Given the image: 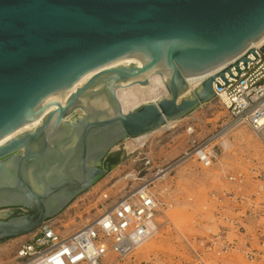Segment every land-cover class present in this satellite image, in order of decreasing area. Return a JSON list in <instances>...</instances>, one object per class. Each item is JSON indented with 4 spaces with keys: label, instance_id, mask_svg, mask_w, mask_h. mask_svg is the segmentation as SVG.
I'll use <instances>...</instances> for the list:
<instances>
[{
    "label": "water",
    "instance_id": "water-1",
    "mask_svg": "<svg viewBox=\"0 0 264 264\" xmlns=\"http://www.w3.org/2000/svg\"><path fill=\"white\" fill-rule=\"evenodd\" d=\"M263 35L264 0H0V209L25 210L0 219V241L91 188L121 140L213 99L229 67L186 96L187 79ZM151 74L165 95L123 112L116 90Z\"/></svg>",
    "mask_w": 264,
    "mask_h": 264
},
{
    "label": "rangeland",
    "instance_id": "rangeland-1",
    "mask_svg": "<svg viewBox=\"0 0 264 264\" xmlns=\"http://www.w3.org/2000/svg\"><path fill=\"white\" fill-rule=\"evenodd\" d=\"M162 96L159 89L157 97ZM125 106L127 110L131 108L130 104ZM229 123L224 107L217 99H211L142 139L126 138L111 149L109 155L117 157L118 163L127 151L144 143L155 164L167 174L155 186L163 203L157 231L141 246L151 245L140 246L123 258L109 255L108 263L193 264V248L206 264H264V133L259 138L248 126L239 124L210 143L216 154L211 167L200 166L192 157L173 166L183 158L193 139L195 145L207 144ZM187 127L193 128L191 135L186 132ZM115 165L56 215L65 230L78 227L95 211L94 203L86 198L106 188L110 179L120 173ZM14 209L25 212L3 208L0 219L8 218ZM24 238L21 235L0 241V264H11L17 244ZM223 243H232L236 249L217 255ZM244 251L252 252L255 260L247 261Z\"/></svg>",
    "mask_w": 264,
    "mask_h": 264
},
{
    "label": "built area",
    "instance_id": "built-area-1",
    "mask_svg": "<svg viewBox=\"0 0 264 264\" xmlns=\"http://www.w3.org/2000/svg\"><path fill=\"white\" fill-rule=\"evenodd\" d=\"M263 46L264 41L251 44L242 54L212 74L217 75L227 67L230 68L224 72L223 79L216 77L212 83L213 99H217L224 107L230 122L237 121L262 134ZM244 55L246 62L241 61ZM236 62L238 64L234 66ZM205 78L207 77L197 80L192 86L187 82L189 89L186 96ZM186 132L191 135L193 128L187 127ZM194 143L193 139L183 158L192 157L200 166L211 167L216 158L213 148L210 144ZM115 166L120 173L110 179L106 188H101L86 198L94 203L95 211L84 223L65 230L56 216L44 220L18 242L11 264H110L106 261L109 255L123 258L149 240L157 229V217L163 209L155 187L164 178L160 176L163 170L155 164L149 147L145 148L144 143L127 151L125 158ZM230 179L236 180L234 176H230ZM228 249L236 247L232 243H223L216 253H225ZM191 250L193 264H206L201 254L193 248ZM244 252L247 261L255 260L252 252Z\"/></svg>",
    "mask_w": 264,
    "mask_h": 264
},
{
    "label": "bare ground",
    "instance_id": "bare-ground-1",
    "mask_svg": "<svg viewBox=\"0 0 264 264\" xmlns=\"http://www.w3.org/2000/svg\"><path fill=\"white\" fill-rule=\"evenodd\" d=\"M264 41V35L262 37H260L256 42H252L251 44H260ZM250 44V45H251ZM120 65V64H119ZM121 65H128V64H121ZM114 66V65H112ZM221 66H218V67H215L213 68L212 70L208 71V72H205L199 76H196V77H193V78H190V79H187V82L190 83V85L192 86L194 82H196L197 80H200L204 77H208L212 74H214L218 69H220ZM94 72H90L88 73L87 75H85L86 77H90ZM84 76V77H85ZM79 81H82V78L79 80ZM78 85H81L80 84H76V86ZM75 86V87H76ZM161 89V91L163 92V96L165 95L166 93V90H165V87L163 85V81H162V78L157 75V74H151L149 75L148 77V83L147 85H143V86H140V84H133V85H126V86H120L117 90H116V97L117 99L119 100L120 102V105H121V109L123 112H127L129 110H132L134 109V107L138 106V103L142 100L144 101L143 103L147 102L146 100L148 99H151L150 102H156L160 97H157L158 96V90ZM161 94V93H160ZM142 103V102H141ZM129 104L131 105V108L129 110H127L128 108H126L125 105H128ZM176 120H167L162 126H160L158 128L161 129L163 127H165V125L169 124V123H172ZM32 123V122H31ZM31 123H28V124H31ZM239 125V122L237 121H234V122H231L229 124H225V126H223L222 130L220 132H218L211 140H209L207 142V144H210L212 141H215L216 139H220L222 137H224L227 133H229L230 130H232L235 126ZM236 128V127H235ZM257 137L261 138L262 137V133H258L256 131H253ZM10 136H14L13 133L9 134ZM145 135H141V136H137V137H134V139H142ZM6 137L0 139V141H4ZM224 140V139H223ZM226 140V139H225ZM224 140V141H225ZM223 141V142H224ZM262 141V139H261ZM264 141V140H263ZM228 143V142H227ZM229 144V143H228ZM224 146H226V144L223 143ZM228 146V145H227ZM226 146V147H227ZM187 158L184 157V158H181L178 162H176L173 166L176 167L177 165H179L180 163H182L183 161H185ZM179 163V164H178ZM168 169V168H167ZM172 170V169H171ZM167 174V170H164L162 173H161V177H165ZM157 231V229H156ZM155 231V232H156ZM149 245H151L150 243L148 244H144L143 246H141L142 248L143 247H148Z\"/></svg>",
    "mask_w": 264,
    "mask_h": 264
},
{
    "label": "trees",
    "instance_id": "trees-1",
    "mask_svg": "<svg viewBox=\"0 0 264 264\" xmlns=\"http://www.w3.org/2000/svg\"><path fill=\"white\" fill-rule=\"evenodd\" d=\"M105 160L106 161L109 160L108 162L110 164V168H112L117 163L118 159H117V157H112V156L108 155Z\"/></svg>",
    "mask_w": 264,
    "mask_h": 264
},
{
    "label": "flooded vegetation",
    "instance_id": "flooded-vegetation-1",
    "mask_svg": "<svg viewBox=\"0 0 264 264\" xmlns=\"http://www.w3.org/2000/svg\"><path fill=\"white\" fill-rule=\"evenodd\" d=\"M107 161H109V160H107Z\"/></svg>",
    "mask_w": 264,
    "mask_h": 264
}]
</instances>
